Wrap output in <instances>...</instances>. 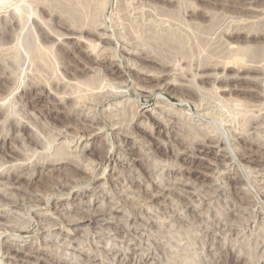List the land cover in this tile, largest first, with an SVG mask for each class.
Masks as SVG:
<instances>
[{
    "label": "rangeland",
    "instance_id": "obj_1",
    "mask_svg": "<svg viewBox=\"0 0 264 264\" xmlns=\"http://www.w3.org/2000/svg\"><path fill=\"white\" fill-rule=\"evenodd\" d=\"M12 4L36 14L16 43L0 13V264H264V0ZM246 35L259 70H223Z\"/></svg>",
    "mask_w": 264,
    "mask_h": 264
},
{
    "label": "bare ground",
    "instance_id": "obj_2",
    "mask_svg": "<svg viewBox=\"0 0 264 264\" xmlns=\"http://www.w3.org/2000/svg\"><path fill=\"white\" fill-rule=\"evenodd\" d=\"M38 1V0H37ZM170 0H168V2H169ZM207 1V0H206ZM167 2V1H166ZM13 4H15L14 3V1H13ZM12 0L11 1H8V0H0V13L2 14V12L3 11H6V9H8V8H10V7H12ZM191 4V3H190ZM43 5V4H42ZM57 5V4H56ZM15 6V5H14ZM40 6V5H39ZM43 7H44V5H43ZM185 7V6H184ZM185 8H187V7H185ZM189 8V7H188ZM191 8V7H190ZM193 8H195V7H193ZM45 9H47V7L45 8ZM50 9V8H49ZM192 9V8H191ZM200 9V8H199ZM202 9V8H201ZM10 10H13V13H12V15H11V19L12 20H14L13 22L15 23L16 22V16H18L17 18H18V20H19V26H20V28L19 29H17V30H19L17 33L15 32V31H13L14 33H15V35L17 34V37L16 38H14V40L16 41V43H18V40H19V36H20V34H21V32H22V30L24 29V27H25V25L28 23V21H29V19H30V15L31 14H33L32 13V11L31 12H27V11H25V10H23L22 8L20 9L19 7L17 8V7H15V8H11ZM27 10V9H26ZM51 10L52 9H50L49 11H47V12H50V13H53V12H51ZM57 10V9H56ZM188 10V9H187ZM193 10V9H192ZM185 11V10H184ZM7 12V11H6ZM39 12L41 13V11L39 10ZM186 12V11H185ZM188 12V11H187ZM195 12V11H194ZM202 12V11H201ZM4 13V12H3ZM43 13V12H42ZM55 13H57L56 11H55ZM5 14V13H4ZM3 14V15H4ZM34 14H36V13H34ZM33 14V15H34ZM44 14V13H43ZM59 14V13H58ZM57 14V15H58ZM188 14V13H187ZM197 14H198V12H197ZM190 15V14H189ZM37 16H38V14H37ZM37 16H33L32 17V22L34 23L35 22V18L37 17ZM41 16H43V15H41ZM51 16V15H50ZM56 16V15H55ZM59 16H61V15H59ZM193 16V15H192ZM52 17H53V15H52ZM57 17V16H56ZM64 17V16H63ZM62 17V18H63ZM41 18V17H40ZM61 18V17H60ZM17 20V21H18ZM58 20V19H57ZM8 21V20H7ZM40 21V20H39ZM66 21V20H65ZM36 22H38V19H36ZM60 23V22H59ZM13 24V23H12ZM18 24V23H17ZM57 24V23H56ZM61 24V23H60ZM63 24V23H62ZM4 25V24H3ZM59 25V24H58ZM86 25H88V24H86ZM62 26V25H61ZM36 27H37V25H36ZM44 27V26H43ZM55 27V26H54ZM59 27H60V25H59ZM82 27V26H81ZM89 27V26H88ZM94 27V26H93ZM98 27V26H97ZM3 28H5V27H3ZM2 28V29H3ZM66 28V27H65ZM73 28V27H72ZM95 28V27H94ZM243 28V27H242ZM45 29H47V28H45ZM74 29V28H73ZM105 29V28H104ZM241 29V28H240ZM244 29V28H243ZM14 30V29H13ZM16 30V31H17ZM48 30V29H47ZM78 30V29H77ZM92 30H96V28L95 29H92ZM4 31V30H3ZM54 31H57V30H54ZM93 31V32H94ZM243 31V30H242ZM251 31V30H250ZM7 32V31H6ZM43 32V31H42ZM49 32H51V30L49 31ZM78 32V31H77ZM96 32V31H95ZM234 32V31H233ZM53 33V32H52ZM62 33V32H61ZM252 33V32H251ZM43 34V33H42ZM60 34V33H59ZM95 34V33H94ZM99 34V33H98ZM225 35V34H224ZM254 35H255V33H254ZM9 36V35H8ZM42 36V35H41ZM54 36V35H53ZM99 37H100V34H99ZM102 37V36H101ZM227 37V36H226ZM5 38V37H4ZM73 38V37H72ZM76 38V37H75ZM78 38V37H77ZM79 38H81V37H79ZM236 38V37H235ZM237 38H241V40H238V41H236L237 42V44L235 45H233V42H229V44L231 45V48L230 49H232L233 50V52H231L232 54L229 56V57H227L223 62H221V61H218V62H220V63H222V66L217 62V61H215L217 64H215V62H212L211 64L210 63H208V65L206 64V68H208L207 66H210V65H212L213 63V65H220L221 67H222V69L223 70H230V69H233V68H235L238 72L239 71H241V72H256L257 70H259V69H257L256 67H258L257 65H255L256 64V62H255V64H252V62L250 63V61H249V59H251V58H249L248 60L247 59H245L244 57V54L246 53V51H247V49H248V45L246 46L245 44L247 43L248 44V42H250V40H252V39H249V35H246V36H237ZM60 39V38H59ZM102 39V38H101ZM230 39V38H229ZM232 39V38H231ZM259 39V38H258ZM78 40V39H77ZM1 41V40H0ZM61 41V40H60ZM80 41V40H79ZM82 41V40H81ZM62 42V41H61ZM235 42V43H236ZM15 43V44H16ZM253 43V42H252ZM243 44V45H242ZM4 45V44H3ZM3 45H1L0 46V49L2 48V46ZM62 45V44H61ZM96 45V44H95ZM3 48H5V47H3ZM2 48V49H3ZM98 48V47H97ZM30 49H32V48H30ZM229 49V48H228ZM229 49V50H230ZM246 49V50H245ZM5 50V49H4ZM148 50V49H147ZM244 50H245V53H244ZM144 51V50H143ZM231 51V50H230ZM4 52H6V50L4 51ZM17 52V51H16ZM100 52V51H99ZM2 53V52H1ZM7 53V52H6ZM103 54V53H102ZM2 55V54H1ZM49 55V54H48ZM94 55V54H93ZM246 55V54H245ZM105 56V55H104ZM139 56V55H138ZM144 57V58H143ZM143 57H141V58H143V59H145V57H147V56H143ZM153 57V56H152ZM224 57V56H223ZM247 57V56H246ZM105 58V57H104ZM154 58V57H153ZM153 58H150V60L151 59H153ZM220 58V57H219ZM148 60H149V57L147 58ZM173 59V58H172ZM211 59V58H210ZM209 59V60H210ZM216 59V58H215ZM253 59V58H252ZM101 60V59H100ZM153 60H156V59H153ZM34 61V60H33ZM95 61V60H94ZM183 61V60H182ZM206 61V60H205ZM248 61H249V63H248ZM100 62V61H99ZM148 62V61H147ZM154 62H156V61H154ZM179 62V61H178ZM204 62V61H203ZM203 62L199 65V67L201 66V65H203L204 66V64H203ZM207 62H209L208 61V59H207ZM207 62H204V63H207ZM22 63V62H21ZM168 63V62H167ZM257 63H258V61H257ZM260 63V62H259ZM18 64V63H17ZM159 64V63H158ZM161 64V63H160ZM174 64V63H173ZM172 64V65H173ZM210 64V65H209ZM22 65V64H21ZM188 65V64H187ZM177 66V65H176ZM203 66H201V68H200V70L202 69V67ZM219 66V67H220ZM19 67V66H18ZM184 67V66H183ZM198 67V68H199ZM214 68H215V66H213ZM218 67V68H219ZM205 68V67H204ZM209 68H211V67H209ZM208 68V69H209ZM214 68H212V69H214ZM86 69V68H85ZM143 69V68H142ZM196 70H197V68H195ZM207 69V70H208ZM199 70V71H200ZM223 72V71H222ZM259 72V71H258ZM164 73V72H163ZM162 73V74H163ZM195 73V72H194ZM194 73L192 74V75H194ZM197 74L199 73V72H196ZM195 73V74H196ZM156 74V73H155ZM187 74V73H186ZM196 74V75H197ZM224 74V73H223ZM236 74V73H235ZM239 74V73H238ZM154 75V74H153ZM156 76V75H155ZM198 76V75H197ZM209 76V75H208ZM212 76V75H211ZM239 76V75H238ZM154 77V76H153ZM204 78V77H207V76H204L203 74H201V75H199V78ZM213 77H215V76H213ZM220 77V76H219ZM230 76H227L226 78H224V76H223V78L221 79V78H218L220 81H224V82H226V81H229L230 80V78H229ZM237 77V76H236ZM241 77V76H240ZM239 77V81H240V79H243L244 77H242V78H240ZM152 77H149V78H145V80L146 81H150V79H151ZM155 78V77H154ZM216 78V79H217ZM233 78V77H232ZM238 78V77H237ZM246 78V77H245ZM156 79V78H155ZM191 79H195V77L194 78H192V76H191ZM235 79V78H234ZM233 79V80H234ZM249 79H251V78H249ZM253 79V78H252ZM257 79V78H256ZM156 80H158V79H156ZM163 80H164V78H163ZM190 80V79H189ZM188 80V81H189ZM235 80H237V79H235ZM255 80V79H254ZM175 81V79H173V82ZM197 81V80H196ZM249 81V80H248ZM247 81V82H248ZM166 82H168L167 83V85H169V86H171L172 87V85H173V83H170V81H166ZM171 82H172V80H171ZM181 82V81H180ZM199 82H201V81H199ZM214 82V81H213ZM256 82V81H255ZM164 84H165V81L163 82ZM176 83V82H175ZM178 83V82H177ZM184 83V82H183ZM182 83V84H183ZM179 84V83H178ZM177 84V86H180V85H178ZM147 85V84H146ZM153 85V84H152ZM166 85V86H167ZM150 86V85H149ZM159 86V85H158ZM174 86H175V84H174ZM186 86V85H185ZM185 86H183V87H185ZM188 86V85H187ZM186 86V87H187ZM18 87H20V85L18 86ZM35 87H37V86H35ZM152 87V86H151ZM160 87V86H159ZM170 87V88H171ZM165 88V87H164ZM163 88V89H164ZM169 88V89H170ZM175 88V87H174ZM177 88H179V87H177ZM177 88H176V90H177ZM187 88H189V87H187ZM196 88H197V86H196ZM199 88H201V87H199ZM224 88H226V87H223V89ZM230 88V87H229ZM234 88V87H233ZM17 89V88H16ZM145 89V88H144ZM179 89H181V86H180V88ZM221 90V91H224V92H228L229 94H232V93H230L229 92V90H226V89H224V90ZM231 89V88H230ZM235 89H237V88H235ZM157 90V89H156ZM175 90V91H176ZM184 90H188V89H185L184 88ZM40 91V90H39ZM147 91V90H146ZM182 91V90H181ZM189 91V90H188ZM193 91V90H192ZM263 91V90H262ZM165 92V91H164ZM179 92V91H178ZM185 92V91H184ZM190 92V91H189ZM188 92V93H189ZM199 92V91H198ZM13 93V91H10L9 92V94L8 95H6V96H3L2 98H0V105H2L1 104V101L2 102H5V101H7L6 99L9 97V95L10 94H12ZM52 93V92H51ZM78 93V92H77ZM81 93V92H80ZM182 93H183V91H182ZM193 93H195L194 91H193ZM196 93H197V91H196ZM196 93H195V96H196ZM185 94V93H184ZM226 94V93H225ZM228 94V95H229ZM76 96L78 97H80V96H82V95H79V93H78V95L76 94ZM183 96H185V95H183ZM187 96V95H186ZM185 96V97H186ZM1 97V96H0ZM74 97V96H73ZM79 97H78V99H79ZM83 97V96H82ZM188 97H190V96H188ZM201 97V96H200ZM262 97H264V96H262ZM261 97V98H262ZM10 98V97H9ZM8 98V99H9ZM83 99H84V97H83ZM202 99V98H201ZM100 100V99H99ZM186 100V99H185ZM215 100V99H214ZM222 100V99H221ZM77 101V100H76ZM79 101V100H78ZM199 101V100H198ZM214 102V101H213ZM8 103V102H7ZM199 105H200V103H199ZM6 107V106H5ZM222 108V107H221ZM262 108H264V107H262ZM7 111V110H6ZM205 114V113H204ZM203 114V115H204ZM143 116V115H142ZM1 120V119H0ZM150 120V119H149ZM145 125V124H144ZM90 127H92V126H90ZM146 127V129H147V126H145ZM171 127V126H170ZM143 128V127H142ZM151 130V129H150ZM178 135V134H177ZM205 138V137H204ZM211 139V138H210ZM214 139V138H213ZM213 139H211V142L213 141ZM198 140V139H197ZM200 140V139H199ZM202 140V139H201ZM206 140H207V138H206ZM245 140V139H244ZM202 141H205V140H202ZM216 142H217V140H215ZM215 141H213L214 143H215ZM199 142V141H198ZM245 142V141H244ZM199 143H201V142H199ZM205 143V142H204ZM209 143V142H208ZM213 143V144H214ZM243 143V142H242ZM195 144H196V142H195ZM203 144V143H202ZM206 144V143H205ZM216 145V144H215ZM217 145H218V142H217ZM244 145V144H243ZM202 146H204V145H202ZM245 146V145H244ZM244 146H242V148L244 147ZM247 146V145H246ZM258 146V145H257ZM256 146V147H257ZM206 147H207V149L208 150H206V154L207 153H210V152H213L212 151V144H208V145H206ZM259 147V146H258ZM219 148V147H218ZM260 148H262V147H260ZM243 149H245V147L243 148ZM242 149V150H243ZM264 149V148H263ZM262 149V150H263ZM261 150V151H262ZM218 151V150H217ZM255 151H258L257 149L255 150L253 147H252V145H249V147L247 146V148H246V150H245V152H244V155H245V157L246 158H248V160L250 159V161H252V162H254L255 163V160H256V162H257V160H260V159H258V157H260L261 155H259L258 154V152H255ZM201 152H202V150H201ZM204 152V151H203ZM202 152V153H203ZM263 152V151H262ZM107 153V152H106ZM111 153V152H110ZM215 153V152H214ZM241 153V152H240ZM219 154V153H218ZM217 155V154H216ZM225 155V154H224ZM242 156H243V152H242V154H241ZM102 156H104V155H102ZM112 156V155H111ZM223 156V155H222ZM221 155H218V156H216L217 157V159H220L221 157H222ZM241 156V157H242ZM263 156V155H262ZM105 157V156H104ZM16 158V157H15ZM102 158V157H101ZM109 158H111V157H109ZM215 158V157H214ZM263 158V157H262ZM103 159V158H102ZM115 159V158H114ZM204 159V158H203ZM225 159V158H224ZM112 160H113V158H112ZM103 161V160H102ZM114 161V160H113ZM222 161V160H221ZM260 161H262V160H260ZM21 162V161H20ZM59 162V161H58ZM63 162V161H62ZM105 162H107V161H105ZM211 162V161H210ZM226 162H227V160H226ZM230 162V161H229ZM224 163V162H223ZM52 164V163H51ZM55 164V163H54ZM59 164V163H58ZM73 165V164H72ZM76 167V166H75ZM79 167V166H78ZM216 167H217V165H216ZM56 168V167H55ZM23 169V168H22ZM58 170V169H57ZM56 170V171H57ZM86 171V170H85ZM9 172V171H8ZM20 172L22 173L23 171L22 170H20ZM214 172V171H213ZM58 174V173H57ZM6 175V174H5ZM25 175V174H24ZM1 176V175H0ZM23 176V175H22ZM62 176V175H61ZM27 177V176H26ZM235 177V176H234ZM6 178H7V176H6ZM8 179V178H7ZM67 179V178H66ZM11 180V179H10ZM53 180V179H52ZM49 181V180H48ZM51 182V181H50ZM6 183V182H5ZM189 186V185H188ZM181 187V186H180ZM156 188V187H155ZM154 190V189H153ZM239 192V191H238ZM243 192V191H242ZM157 194V193H156ZM166 194V193H165ZM23 195V194H22ZM182 195V194H181ZM154 196V195H153ZM159 196V195H158ZM150 197V196H149ZM184 197V196H183ZM242 197V196H241ZM143 199V198H142ZM148 199V198H147ZM10 200V199H9ZM243 200V199H242ZM248 201H250V200H248ZM248 203V202H247ZM4 204V203H3ZM94 211V210H93ZM100 211H101V209H100ZM99 211V212H100ZM104 210H102V213H104L103 212ZM88 212V211H87ZM92 212V211H91ZM96 212V211H95ZM110 212V211H109ZM89 213V212H88ZM98 213V212H97ZM101 213V212H100ZM101 213V215L100 216H102L103 214ZM107 213V212H106ZM90 214V213H89ZM93 214V215H92ZM91 214V216L89 217V218H87L88 219V221H89V223H90V221L91 222H93V220H95L97 217H98V215H96V213H95V215H94V212ZM39 216V215H38ZM105 216V215H104ZM83 217V216H82ZM100 218V217H99ZM101 218H103V217H101ZM82 219V218H81ZM97 220H95L94 222H96ZM99 222V221H98ZM54 224V223H53ZM11 245V244H10ZM85 258V257H84Z\"/></svg>",
    "mask_w": 264,
    "mask_h": 264
}]
</instances>
